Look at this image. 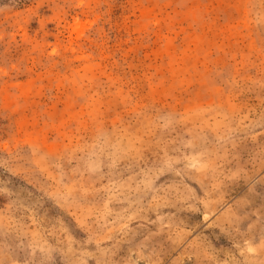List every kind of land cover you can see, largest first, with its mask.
<instances>
[{"label":"rangeland","instance_id":"374dc122","mask_svg":"<svg viewBox=\"0 0 264 264\" xmlns=\"http://www.w3.org/2000/svg\"><path fill=\"white\" fill-rule=\"evenodd\" d=\"M0 264H264V0H0Z\"/></svg>","mask_w":264,"mask_h":264}]
</instances>
